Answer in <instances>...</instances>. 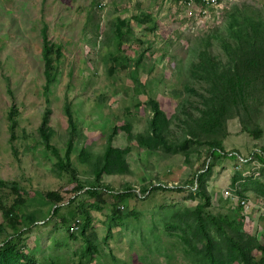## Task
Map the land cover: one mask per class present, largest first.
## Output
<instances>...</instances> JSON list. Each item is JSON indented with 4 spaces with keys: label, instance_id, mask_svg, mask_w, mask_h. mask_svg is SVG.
Returning <instances> with one entry per match:
<instances>
[{
    "label": "rangeland",
    "instance_id": "rangeland-1",
    "mask_svg": "<svg viewBox=\"0 0 264 264\" xmlns=\"http://www.w3.org/2000/svg\"><path fill=\"white\" fill-rule=\"evenodd\" d=\"M251 12L264 14V0H0V180L27 192L16 245L33 264H210L206 247L223 264H242L240 250L261 256L264 61L260 69L246 62L264 37L245 46L250 40L227 27L232 14L242 26L260 21ZM232 58L242 63V86H225ZM44 114L64 168L41 142ZM210 140L238 157L208 159ZM196 185L209 197L202 210ZM102 186L132 191L121 214L110 197L99 204L85 193ZM47 192L63 199L57 216ZM0 196L5 205L14 198L9 189ZM0 225L1 246L11 235L1 213Z\"/></svg>",
    "mask_w": 264,
    "mask_h": 264
},
{
    "label": "trees",
    "instance_id": "trees-1",
    "mask_svg": "<svg viewBox=\"0 0 264 264\" xmlns=\"http://www.w3.org/2000/svg\"><path fill=\"white\" fill-rule=\"evenodd\" d=\"M251 14L256 16L258 19H260V21L257 20L256 22H253L249 25L242 26L240 25V22H238L239 17L236 16V14H232L231 17L233 18V20L227 26L228 29L233 31V34L237 38L239 39L245 38V39L250 40L247 44H245V46H248L251 43L252 39L254 43V40L257 39L256 36L262 35V37H264V26H263L264 14H256L253 12H251ZM214 34L216 37L221 38L223 47L225 48V54L227 53L230 54L231 50L233 52V49H231V45L228 44L230 43L229 39L223 33H219L218 31H216ZM42 36H43L42 37V41H43L42 52H43V61H44V67H45L44 76L46 80L45 83L47 84V87H48V85L51 84L54 80V78L50 75V68L52 64V59H51L52 46L48 43V40L44 34V30L42 32ZM210 38H212V36ZM254 44L257 45L259 49L256 51V55L254 57L247 59L246 67L248 69H253L255 64H256V68L260 69L262 67L260 63L264 61V55H263L264 54V50H263L264 44L260 42L254 43ZM241 45L242 43L239 44L237 42L234 48V51H240V49L242 48ZM206 46L209 47L210 44H207ZM58 55L59 54L57 53V56ZM232 61L235 63V66L233 68V74L229 73V71L227 72L225 86L230 82L232 83V85L242 86L244 82L246 83V76L243 75L242 71H239L236 68L237 65H242V63L238 62L236 58H232ZM240 91L241 92L236 93L238 96L243 95V92H242L243 90H240ZM65 111H66L65 113H66V116H67V119H68V122L71 128V134L75 133L76 126L73 120L72 113L70 112L69 108H66ZM153 113L156 117L157 110L155 109ZM15 114H16V110L14 107H12L8 114V119H9L8 130L10 133V139H9L10 143H12V141L15 138V125H16L15 119H14ZM46 122H47V114H44L41 125L38 128L41 142L43 143L46 149L51 151L53 156L57 159L59 165L62 168H64L63 161L58 151L49 142L50 132L48 131L49 128L46 126ZM152 130L154 134H157L156 124L154 121L152 123ZM252 134L253 136L259 137L261 132L259 130H255ZM203 145L207 149L208 159H216L221 156H225L231 159H236L238 157V154H236V152H231V153L224 152V149L221 146V142L218 140L206 141L203 143ZM11 147H12L11 149L13 150V146ZM108 155H109V151L106 152L105 158H108ZM258 159L264 163V151L263 150H261V155L258 156ZM209 168L210 167L207 166L206 170H208ZM164 188L169 190L167 187H164ZM0 189H9L14 196L12 203L10 205H5L2 197L0 196V213H1V216L4 222L9 226L11 230V235L9 236V238H7L0 246V264H8L9 262L8 260L11 258L15 259L20 264H33L31 257L25 254L22 251V249H19L18 246L16 245V242L23 235L24 230L27 227L24 221L21 219L20 212H19V209H23V207L26 204V193L27 192L23 187L19 186L17 183L4 182L1 180H0ZM76 190L82 191L84 190V188L81 185H77ZM194 191L197 193L198 196H200L204 200V204L199 205L198 207L199 210H202L209 203V197L204 192L201 191L198 185H196V188ZM85 193L88 195L89 198L93 199L99 204H105L106 203L105 197L106 196L110 197L113 203L112 209H111L113 215L121 214V210L119 207L120 203H122L123 201H125L132 195V191L130 190L124 191V192L114 191V190L108 189V187L106 186H102L101 188L88 187L85 190ZM44 198L48 201H51L54 204V209L51 213V216H57L60 213L61 208L63 207L62 204H60L63 202L62 197L55 192H47L44 195ZM72 203H74V200H69L67 202V205L70 206ZM240 208L241 207H239V209ZM61 220L63 223H66V220H64L63 218ZM198 220L201 223L202 220L200 218H198ZM34 223L35 222H31L30 224L33 225ZM87 223H88V219L85 223L86 224L85 228L87 226ZM2 230H3V227L0 225V231ZM89 244L90 243H88V245ZM88 248L90 249L89 246ZM205 249L208 252L210 264H223L218 260V258L215 257V255L209 252L208 247H206ZM256 251H258L261 255L258 259H255L251 255V253H249L248 251L244 252L243 250H240L239 255H240L242 264H264V245L261 243H258L256 247ZM88 255L90 256L91 254H88ZM90 260H92L91 257H90Z\"/></svg>",
    "mask_w": 264,
    "mask_h": 264
},
{
    "label": "built area",
    "instance_id": "built-area-1",
    "mask_svg": "<svg viewBox=\"0 0 264 264\" xmlns=\"http://www.w3.org/2000/svg\"><path fill=\"white\" fill-rule=\"evenodd\" d=\"M189 1H190V0H189ZM241 204H243V202H241ZM79 227H80V225H79V220L77 219V220H75L74 223H73L72 231H73V232H77V231L79 230Z\"/></svg>",
    "mask_w": 264,
    "mask_h": 264
}]
</instances>
